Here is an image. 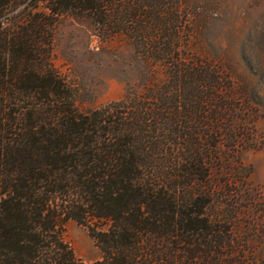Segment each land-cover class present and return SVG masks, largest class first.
Returning <instances> with one entry per match:
<instances>
[{"label":"trees","instance_id":"16d2710c","mask_svg":"<svg viewBox=\"0 0 264 264\" xmlns=\"http://www.w3.org/2000/svg\"><path fill=\"white\" fill-rule=\"evenodd\" d=\"M192 10L189 0H0V264H86L64 239L69 220L102 251L90 264L238 263L225 252L235 255L239 202L213 172L228 167V187L250 175L230 163L258 111L238 106L227 67L192 53ZM66 17L102 41L126 38L141 87L81 111L53 62Z\"/></svg>","mask_w":264,"mask_h":264},{"label":"rangeland","instance_id":"374dc122","mask_svg":"<svg viewBox=\"0 0 264 264\" xmlns=\"http://www.w3.org/2000/svg\"><path fill=\"white\" fill-rule=\"evenodd\" d=\"M189 1L194 12L189 45L192 53L227 67L236 82L238 106L250 100L258 111L257 120L250 123L254 135L248 149L230 163L236 168L243 166L241 171L250 175L244 178L240 174V179L234 180L237 183L229 187L224 184L231 174L228 167L214 170L213 175L221 193L234 191L231 198L240 208L230 228L231 253L235 255L225 252L226 260L264 264V0ZM53 54L55 67L75 89L77 105L83 112L122 100L132 84L141 87L144 64L137 62L128 40L115 37L102 41L71 17L63 18L56 30ZM238 124L239 119H235ZM64 239L82 262L90 264L102 258L88 230L76 221L65 224Z\"/></svg>","mask_w":264,"mask_h":264}]
</instances>
